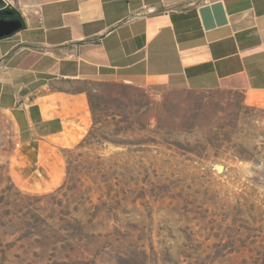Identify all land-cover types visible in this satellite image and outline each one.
Returning <instances> with one entry per match:
<instances>
[{"label": "rangeland", "instance_id": "obj_1", "mask_svg": "<svg viewBox=\"0 0 264 264\" xmlns=\"http://www.w3.org/2000/svg\"><path fill=\"white\" fill-rule=\"evenodd\" d=\"M93 95L44 182L13 171L0 110V264H264L263 108L230 91Z\"/></svg>", "mask_w": 264, "mask_h": 264}, {"label": "crops", "instance_id": "obj_2", "mask_svg": "<svg viewBox=\"0 0 264 264\" xmlns=\"http://www.w3.org/2000/svg\"><path fill=\"white\" fill-rule=\"evenodd\" d=\"M4 1L0 110L23 181H45L54 140L82 136L88 94L108 87L230 91L264 109V0Z\"/></svg>", "mask_w": 264, "mask_h": 264}, {"label": "water", "instance_id": "obj_3", "mask_svg": "<svg viewBox=\"0 0 264 264\" xmlns=\"http://www.w3.org/2000/svg\"><path fill=\"white\" fill-rule=\"evenodd\" d=\"M13 12L7 10V3L6 1L4 0H0V17L4 16V15H12ZM3 24L0 22V29H1V26ZM3 35V33L1 34L0 32V37Z\"/></svg>", "mask_w": 264, "mask_h": 264}, {"label": "trees", "instance_id": "obj_4", "mask_svg": "<svg viewBox=\"0 0 264 264\" xmlns=\"http://www.w3.org/2000/svg\"><path fill=\"white\" fill-rule=\"evenodd\" d=\"M88 96H89V101L91 102V107L93 108V110H94V99H95V97H94V95L93 94H88ZM98 123H101V120H98L97 121Z\"/></svg>", "mask_w": 264, "mask_h": 264}]
</instances>
